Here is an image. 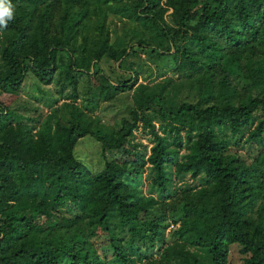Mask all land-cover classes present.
<instances>
[{"label":"trees","instance_id":"trees-1","mask_svg":"<svg viewBox=\"0 0 264 264\" xmlns=\"http://www.w3.org/2000/svg\"><path fill=\"white\" fill-rule=\"evenodd\" d=\"M11 3L0 26V264H228L232 242L242 264H264V0ZM111 15L152 21L168 45L116 46ZM138 48L174 74L140 81L124 67ZM107 60L128 74L112 81ZM74 71L103 99L131 90L127 113L109 124L74 102L65 118L12 105L28 72L45 84L65 74L76 90ZM138 127L149 148L133 140ZM87 134L103 165L77 155ZM242 137L259 146L250 161L229 149ZM146 164L159 196L141 188ZM186 174L199 183L176 184Z\"/></svg>","mask_w":264,"mask_h":264},{"label":"rangeland","instance_id":"rangeland-1","mask_svg":"<svg viewBox=\"0 0 264 264\" xmlns=\"http://www.w3.org/2000/svg\"><path fill=\"white\" fill-rule=\"evenodd\" d=\"M170 10L165 15L167 21L173 24ZM111 30V38L116 46H128L131 43L144 41L145 44L157 46L164 50L168 45V40L161 34L160 27L152 21H135L132 19L120 18L111 15L108 20ZM147 46V45H146ZM62 53V52H61ZM64 53V52H63ZM165 56L158 52H150L147 49H137V54L130 56L125 61L126 68H139V80L145 82H155L163 76L174 74L171 69L166 66ZM114 61H106L104 67L111 70V80L115 79L114 75L122 74L126 76V69H116ZM78 78L77 88L73 89V83L69 77L65 78V74H58L55 79L48 84L41 83L32 73L28 72L23 80L19 95L13 101L14 108L23 115L42 118L48 114L65 118L69 115L70 105L72 102L81 105L82 107L91 110L93 115H98L103 122L114 124L117 119L127 113V110L132 105L131 90L117 93L111 99H103L96 88L95 78L78 74L77 71L72 72ZM113 81V80H112ZM184 93H179L177 99H182ZM156 128L159 127L158 122H155ZM134 141L140 148L143 144H147V148L153 142L152 134L149 129L138 127L134 130ZM79 147V152L77 149ZM231 151H238L246 160L250 161L253 155L258 152L259 146L253 141H247L242 137L238 145H231ZM77 155L84 161L86 165L93 168V164L97 162L101 156L100 148L96 139L87 134L77 142L75 146ZM100 164L104 163V158L101 156ZM152 166L146 164L145 171L142 176L141 188L145 193H152L159 196L160 191L152 184L151 181ZM176 184L199 183L198 180H193L190 174H186L182 178L175 180ZM61 212L66 214L65 207H58ZM176 226V224L174 225ZM169 225L166 228L167 232L174 228ZM157 246H154L148 255L157 254ZM243 255L239 252L238 245L235 242L229 245V262L228 264H242Z\"/></svg>","mask_w":264,"mask_h":264},{"label":"clouds","instance_id":"clouds-1","mask_svg":"<svg viewBox=\"0 0 264 264\" xmlns=\"http://www.w3.org/2000/svg\"><path fill=\"white\" fill-rule=\"evenodd\" d=\"M15 17V9L11 0H0V26L6 27Z\"/></svg>","mask_w":264,"mask_h":264},{"label":"built area","instance_id":"built-area-1","mask_svg":"<svg viewBox=\"0 0 264 264\" xmlns=\"http://www.w3.org/2000/svg\"><path fill=\"white\" fill-rule=\"evenodd\" d=\"M171 225H173V224H171Z\"/></svg>","mask_w":264,"mask_h":264}]
</instances>
